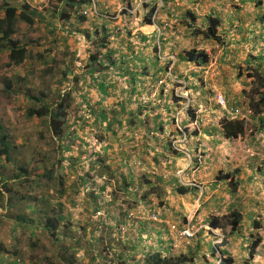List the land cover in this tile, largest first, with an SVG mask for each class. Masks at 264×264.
Listing matches in <instances>:
<instances>
[{
	"label": "rangeland",
	"instance_id": "374dc122",
	"mask_svg": "<svg viewBox=\"0 0 264 264\" xmlns=\"http://www.w3.org/2000/svg\"><path fill=\"white\" fill-rule=\"evenodd\" d=\"M150 1L153 0H107L105 4L108 6V11L98 10L99 14L95 13L94 6L88 4L86 11L89 17L85 21H76L71 16L70 19H73L74 23L69 20L62 22L63 18L58 14L50 26L54 36L48 35L42 24L48 20L52 22L53 17L48 9H56L60 12L56 5L66 12L71 10L66 1H11L18 6L27 4V7L34 8L33 10L37 12H45V18L33 25L18 22L13 37L23 43H29L28 48L36 55L40 54L43 48L49 49L50 56L56 61L43 70L45 66L39 59L32 61V64L25 60L21 66H7L6 54L0 55V124L12 137L13 144L18 146L12 156L13 161L0 159V163L3 164V167L0 165V170L14 174L18 172L17 166L24 164L27 171L37 178L32 169L37 164L41 165V160L44 158L45 168L51 167L53 163L58 172L67 177L69 183L76 175L82 177L85 185L82 186L83 189L78 196L80 202L73 207L66 203L64 205L68 208L67 212L71 210L70 221L79 223L87 220L88 222L85 224L87 226L85 234L82 229L80 231V228H75L74 236L63 232V226L55 234L66 236L57 240L56 237L48 236L38 225L21 222L19 224L15 218H12L11 224H5V218H0V242L5 244V240L8 242L14 240L17 241L15 246L22 249L23 257L21 258V255L18 257V264H88L91 262L87 260L88 254L96 259V264H145L148 256L158 251L167 261L175 258L177 264L213 262L219 264L218 257L214 259L210 256V252L211 249L223 244L225 235L227 243L222 246L231 253L235 259L234 264H264V127L260 126L255 116H252L251 111L248 110L250 108L248 100L255 93L252 88H257L256 81L252 79H257L255 76L253 78L247 76V72L255 71L252 66L258 54L257 48L264 49V27L258 33L255 29L258 21L252 20L255 16L254 3L257 0H248L249 3H242L239 0H220L216 8L222 13L223 27L226 29V31L222 29L223 41L220 44L201 40L198 36L193 39L192 34L183 32L180 26L175 27L180 32L176 36L172 34L174 30L172 20L170 19L169 25L165 14L159 16L161 18L159 22L167 26V39L171 43L175 42L174 54L168 52L166 48L161 51L163 52L160 55L161 61L172 58L166 73L170 67L172 69L177 55L175 52H179L180 46L204 48L209 55L208 62L204 65H189L181 62V65L173 67L178 75L172 70L173 76L170 80L164 76L162 78L158 75L154 76L157 72L155 66L151 65L147 68L142 66L144 60L140 57H147L150 63L149 55L159 52L160 45H157L156 51L151 47L152 45L148 48L141 45L139 51L133 52L138 41H135L137 38L132 37L137 30L149 34L162 30V26L157 23L153 24V27L143 29L136 27L130 35H127L128 29L121 25L125 18L121 14L122 10H125L127 15L137 16L135 18L140 20L148 14L149 8L146 4ZM197 3L201 4L202 8L209 5L203 0L195 4ZM161 5L160 2L157 4L158 7ZM241 9H245V12H241ZM102 18L106 20L110 29L108 37L95 32V28H100L103 22ZM236 24L238 27L240 25L243 27L241 32L236 29ZM85 31L90 34L89 38L86 37ZM129 36L132 38L130 40H133L129 43L133 49H129L130 53H127ZM100 38H105V53L100 57V70L96 69L98 66L95 63H93L94 70H91L93 68L88 69L84 64L90 62L88 53L93 41ZM155 39L158 41L157 36ZM112 50H117L114 64L110 63L107 53ZM65 68L69 71L65 73L66 75H62ZM128 68L132 72L137 69L139 74L143 73L146 77L139 75L138 80L135 78L132 83L129 81L131 76L125 73ZM74 74H77V79L74 78ZM261 74H264V70ZM62 76L67 80L59 82ZM6 78L20 81L16 84L21 86V91L5 92L3 81ZM164 81L169 82L168 85ZM24 86L30 88L42 100L38 102L28 99L22 92V90L26 91ZM133 86L136 92H128L134 88ZM64 90L71 92V96L67 98L69 105L66 107L65 120L70 123L71 129L83 138V141L73 137L68 144L66 139H61L59 143L64 147L58 151L56 143H52L54 139L51 140L48 119L28 117L25 110L43 103L54 105L59 101V96L65 92ZM183 91H185L184 97H181L179 94ZM152 92H155L156 96L151 99L150 97L155 95H150ZM217 92L223 95L226 101L225 107L216 103ZM233 96L232 104L238 107L237 117L245 121V130L238 137L227 138L221 133V120L225 117L229 119L233 117L227 112L229 109L227 103L233 99ZM177 101L185 107L189 104L195 106L193 110L195 114L198 111L200 116L212 115L206 119L214 118V129L210 128L209 132V128L204 130L199 126L202 135L197 137L190 134L189 127L187 129L181 126L185 132L182 136L183 142H180V138H174L171 134L181 135V132L174 129L176 117L181 110L176 105ZM119 102H122L120 107ZM139 103L145 105L142 107L140 118L139 115L137 117L141 121V127L128 130L130 111L137 110ZM155 106L156 109H161L164 115L175 114L174 120L168 115L164 118L161 127L158 120L154 119ZM261 106L264 113V104ZM144 110H147L146 113H143ZM103 113L106 119L103 118ZM108 120L110 122L113 120V123L108 127L110 130L105 131L106 139L102 141L99 136L102 135V128L106 127ZM118 121L122 125H118ZM165 124L168 125L164 127ZM204 131L209 134H203ZM103 145L107 146L104 151ZM92 148L95 150L93 151ZM180 148L187 153L183 152L179 155ZM101 161L107 167H102ZM168 165L172 166L171 169ZM181 169L184 170V174L179 177V181L183 185L190 186L185 194L176 190L174 182H171L176 171L180 172ZM228 171L234 173L233 178L236 177L238 181L234 190H232L233 184L218 177ZM128 173L133 176L148 173L156 187L150 188L148 185L146 189H141L137 180H132ZM120 174L125 175V180L120 178ZM15 181L10 185L21 189L26 195L42 192L46 187L45 184L50 182L49 179L42 177L31 189L22 182V177L18 176ZM188 182L195 184L191 185ZM42 185L43 189H41ZM102 186H105L103 190ZM51 188L49 187L50 195L56 197L54 195L56 189L51 190ZM194 188L197 190L194 191ZM89 192H93V195L88 198ZM128 194L130 197L127 196ZM95 205H105L108 210L106 215L108 214L109 220L100 219L105 221L106 226L103 228H100L102 223L93 224L94 220L102 216L93 214L92 209ZM233 208L242 213L243 226H240L239 234L230 233L228 225L222 230L212 229L206 223L209 217L222 216ZM125 210L129 212L128 215L118 218L120 212ZM153 210L158 220H152ZM159 212H164L166 216L160 219ZM254 218L259 220L258 229L252 227L251 221ZM165 222L174 223L180 228L189 224V231L193 236L182 238L178 233L169 232L168 224ZM221 222L225 223V220L221 219ZM80 234L83 236L81 237ZM92 235L94 239L97 237L103 240V245H96L97 243L92 241ZM75 237L80 241L78 246H74L81 249L78 255L72 254L76 250L70 249L71 242L76 244ZM257 237L261 238V243L255 248L254 259L249 254V246ZM60 240H65L61 251ZM133 244H135L134 255L133 253L131 256L127 255ZM197 244L198 248L194 247ZM189 245L193 248V258L182 263L179 257H186L189 254ZM112 248L118 253L113 256L115 261L108 255ZM62 252L69 253L74 263L64 261L61 257ZM2 258L4 264H9L10 260L17 257L8 254L3 255Z\"/></svg>",
	"mask_w": 264,
	"mask_h": 264
},
{
	"label": "trees",
	"instance_id": "16d2710c",
	"mask_svg": "<svg viewBox=\"0 0 264 264\" xmlns=\"http://www.w3.org/2000/svg\"><path fill=\"white\" fill-rule=\"evenodd\" d=\"M66 1V4L69 5L71 7V10L67 11L60 8L58 5H56L55 7H57L58 11L57 12L56 9H48V11L50 12L52 18V22L51 21H46V23L42 24L45 26L46 28V33L50 36H54V31L50 28V26H52L53 24V19L56 18V16L59 14V16L61 15L63 20L62 22L65 23L66 20L72 21V23H74L75 21H73V19H70L71 16H73L74 20L76 21H85L86 18H88V12L86 11V5L88 6V4L91 6V0H64ZM197 1L200 0H161L162 5L161 6H157V1L153 0L150 2H147V6L149 8L148 10V14H146L142 19L137 20L135 17L137 16H132V15H127L125 10H122V15L125 17L124 21H122V26L126 27L128 29L127 35H130V33L132 32V30L136 27H142L145 25H153V24H160L161 29L159 31H154L152 33H144L141 30H137L134 34V36L132 38H137L135 39V41H138L134 47H136L135 49L131 48V44L133 40L131 36H129V40H128V51L127 53H130L129 49H133L134 51H139L140 46L143 45L142 47L148 48V46L152 45L151 47L156 51L157 50V45H160V51L159 52H155L152 55H149L150 58V63L147 61V57H143L140 59H143V63L142 66L144 68H147L148 66H155L157 72L156 75L162 78V76H164L166 79H169L173 76L172 74V70L175 71V74L178 75V73L176 72V70L173 67H177L179 65H181V62L185 63V64H189V65H197V66H201L204 65L205 63L208 62V58L209 55L207 53V51L204 48H197V47H190V48H186V46H180L179 47V52H175L177 53V55L175 56V62H173V66L172 69L170 67V70L168 71V73H170L171 76H168L167 69L169 68V63L172 62V58H168L165 60H160V55L161 52L164 48L168 49V52H170L171 54H174V47H175V42H172L170 40H168V36H167V26L162 24L160 21V17L165 14V16L167 17L168 21L167 23L170 25L169 21L170 19L172 20V25H174V30L172 32V34H176V36L180 33L178 31L177 28L175 27H182L183 32H187V33H191L193 39L196 38L197 36L204 41H209L212 43H217L220 44L223 41L222 38V29L223 31H226V29L223 27V17H222V13L218 11L217 4L215 1L220 2V0H203L204 3L209 4L204 6V8H202L201 4H198L199 9H197L198 7H196L197 5L195 4ZM107 2V0H100L99 1V6H102L101 11H108V6L107 4H105ZM177 2H180L179 4H177ZM215 2V4H211ZM242 2L244 3L245 0H242ZM102 3V5H101ZM195 4V6H193ZM255 8H259L261 10V8L264 6V2L263 0H257L256 3H254ZM29 7V6H28ZM27 7V4H21V6H18L16 4H13L12 2H6L4 0H0V55L1 54H6L7 57V62L6 65H13V66H21L23 65L25 60H28L30 63L32 64V61H36L39 59V61L45 66L43 68L46 69L47 67H49V64L52 62H55V58L50 56L51 52L49 51V49H42L43 51L40 52V54L36 55L34 54L32 49H29V43L26 42H21L20 40L14 38V33L16 31V25L18 22H24L28 25H33L39 21H42L45 17L44 14L45 12H40V11H35V10H30ZM59 7V8H58ZM256 10V9H255ZM235 12V11H234ZM107 13V12H106ZM203 13V14H201ZM99 14V13H96ZM102 15V14H101ZM37 16V17H36ZM68 16V18L66 17ZM104 19V18H102ZM253 20H257L258 25H256L255 29L256 31L259 33L261 32V29L263 27L264 24V13L263 12H257V10L255 11V18ZM132 21V22H131ZM52 23V24H51ZM137 23V25H136ZM197 25V26H196ZM236 29L238 31H242L243 27L240 25L239 27L236 26ZM109 26L106 23V20L104 19L103 22L100 25V28L96 27L95 28V32L100 34L102 33L105 37H108L110 35L109 32ZM181 30V31H182ZM86 32V31H85ZM86 37H90V34L88 32H86ZM243 35V34H242ZM155 36H157V40L155 39ZM171 37V36H170ZM104 40L105 38H100L99 40H94L93 41V45L91 46V50L88 53V57H89V61L92 62L91 64L89 63H85L84 65L88 68L91 69L93 68L94 64H96V66H98L96 69H98V71L100 70V64H101V55L104 52L105 49V44H104ZM169 43V45H168ZM162 47V49H161ZM89 49V46L87 45V50ZM258 54L256 55V60H255V64L252 66L255 71L250 73L247 72V76L248 77H256L257 80L252 79L253 81H256V86L257 88H252V90H254V94L251 96V98L248 100L249 101V105H250V111L252 113V116H255V119L259 122L260 126L262 125L264 127V113H262L263 110H261L260 107H262L261 105L264 104V74H261L262 71L264 70V49L263 48H257ZM108 56H109V60L110 63H115V59H116V53L117 50H112V51H108ZM112 53V54H111ZM103 57V56H102ZM167 57V56H165ZM80 58V57H79ZM78 58V59H79ZM82 59V58H80ZM103 59V58H102ZM84 60V59H83ZM160 60V61H159ZM141 61V60H140ZM171 64V63H170ZM102 67V66H101ZM104 67H108L107 65H104ZM68 69H71L69 66H67ZM50 71V69H48ZM91 70H94L91 69ZM65 72H62V75H66L65 73L69 70H67L66 68L64 69ZM125 73L129 74L131 76V78L129 79L130 82L133 83L134 79L136 78L138 80L139 75H143V73L139 74L138 70L136 69L135 72H132L129 68L125 70ZM146 74V73H145ZM144 76V75H143ZM17 77V76H16ZM63 78L59 79V82L63 81V80H67V78L65 76H62ZM146 77V76H144ZM74 78L77 79V74H74ZM17 83H19L20 81L17 80H12L10 78H6L3 81V89L5 90V92L8 91H13L14 93H19L21 91V86H18ZM164 83H166V85H168L169 82L164 81ZM201 85V84H200ZM26 91L22 90V92L27 96L28 99L30 100H37L38 102H40V100H42L41 98H38L35 95V92H33L32 90H30V88H28L27 86H24ZM134 88L130 89L128 92H136V88L135 86H133ZM196 89V87H194ZM198 90H201L198 88ZM65 91V90H64ZM203 92V89H202ZM65 93V94H63ZM61 93V96L59 101L56 102L54 105H47L46 103H43L39 106H33V107H28L25 110V113L28 117H39V118H47L48 119V126H49V130L51 132V140L52 143L55 142L56 143V148L59 150H61L64 145L59 143V140L61 139H66L68 141V144L71 142L73 137L79 138V139H83L81 138L80 135H78L76 132H74V130L71 129L70 123L67 122L65 120V117L67 116V111H66V107L69 105L67 98L69 99V97L71 96V92L70 91H65ZM41 94H43V92H41ZM60 95V94H59ZM156 94L154 96L151 97V99L153 97H155ZM232 101V102H231ZM231 101H228L227 106L228 108H234V96L233 99ZM148 103V102H147ZM119 107L122 105V102H119ZM145 105L139 103L138 104V109L137 110H132L130 111V120L128 122V130L131 129H135L134 127H141V123L139 122V120L137 119L138 115L142 112V107H144ZM182 107V105H179ZM187 107V106H186ZM184 108L181 112L183 116H187L189 119H195L196 114L194 113L193 110H195V106H193L192 104H189V106L187 108ZM137 111V113H136ZM147 110H144L143 113H146ZM181 112L178 113L177 116V120H179L180 125L182 124L181 120ZM103 118L106 119V115L103 113L102 114ZM174 116V115H173ZM158 116H156L154 119H157ZM179 117V119H178ZM140 118V115H139ZM174 120V117L172 118ZM120 121V120H119ZM117 122L118 125H122V123ZM108 124L106 125V127L102 128V135L99 136L100 140H105L106 138L104 137L105 135V131H109L110 129L108 128L109 126L112 125L113 120H108L107 121ZM183 125V124H182ZM161 126V124H160ZM176 128V127H175ZM184 128L188 129V126H184ZM245 130V121L243 119H229V118H223L221 120V133L224 137L227 138H235L238 137L240 134H242ZM136 131V130H135ZM44 133V132H43ZM43 133L41 135H43ZM79 136V137H78ZM153 137V136H152ZM83 141V140H82ZM101 141V142H102ZM85 143V142H84ZM18 146L13 144V139L12 137L4 130V127L0 124V159L4 158L6 161H13V154L16 152V148ZM106 145L102 146L103 151L106 149ZM18 149V148H17ZM94 148H92L93 150ZM95 150V149H94ZM93 150V151H94ZM96 155V154H95ZM152 159H154L152 157ZM98 161V160H96ZM102 164H100L102 167L103 162L101 161ZM41 165L37 164L32 171H34V173H36V177L34 178L30 172L27 171V168L25 167L24 164L17 166L18 167V172L13 174L12 178H18L22 177V182L28 187L32 189V186L36 183L39 182V179L44 177L45 179H49L50 182L45 184V189H43V185L41 186V189L46 190L49 189V187L56 189V193L54 191V195L57 197H54L50 194L46 195L43 192L40 193H31V195H26V197H28L31 201H33L34 203L40 204L39 205V209H37V207L35 206H28V208H22L21 205H23V201H22V196L20 192H16L14 189V186L10 185L9 183V177H3L0 174V186L2 188V191H0V195L4 196V194L6 193L7 195V200H6V206H8V211L10 212H14V210H19L21 212H26V214H19L16 213L15 214V219H17V222H21L24 224H35L36 225V219L32 218L33 212L35 213L36 211L42 215V223H39L38 226H40V228L48 235V236H52V237H56V239H61L64 238V236H66L65 234H63L62 236H58L55 234V232L58 230H60L63 226H64V230L63 232L65 233H70L73 228L77 229L80 228V231L82 229V231L85 234V230L87 229V226L85 224H88V222L86 221H80L79 223H74L73 221H70L71 218V213L67 212L65 210L66 205H64L63 203H66L68 205H71V207L76 206L77 203L80 202V200L78 199V196L80 194V191L83 189L82 186L85 185L83 182V178L82 177H78L77 175L75 176V178H73V181L69 183L67 177H65L64 174L58 172L57 168H55V166L53 165V163H51V167L49 168H45L46 167V163L43 160H41ZM0 165L3 167V164L0 163ZM73 166V165H72ZM91 167L93 168L92 164ZM107 167V166H104ZM101 169V168H100ZM3 170V169H2ZM5 171V170H3ZM40 171V172H37ZM3 173V172H2ZM128 175L130 176V178L132 180H137V183L139 184L138 186L141 189H146L149 185V187L151 188L156 187V184H154L153 180H151L149 178L148 173L144 174V173H139L136 176H133L131 173H128ZM40 176V177H39ZM78 177V178H77ZM148 177V178H146ZM120 178L122 180H125V175L120 174ZM220 179H225L227 182H229L232 185V190H234L237 187V183L238 181L233 178V175H231L230 173H225L223 174V176H221ZM15 181V180H14ZM68 181V182H67ZM16 182V181H15ZM171 182H174V187L176 190L180 191V192H184L189 189V185H183L179 182L177 177H174L172 179ZM159 185V184H157ZM105 188V186H102V190ZM197 190L196 188H194V191ZM90 195H93V192H89V194L87 195L88 198L91 197ZM128 197L129 194L127 195ZM20 197V198H19ZM136 197V196H135ZM56 198V199H55ZM65 199L63 202L60 199ZM20 202V203H18ZM21 204V205H20ZM2 205V204H1ZM25 205V204H24ZM106 205V204H105ZM103 206H97L95 205V208L92 209L93 214L95 215L97 211H99L98 209L101 208L103 211V215L99 216L100 218H98V220H94L95 222L93 224L98 223L99 225L102 223V225L100 226V228H103L105 225V221H102L104 219H108V214L106 215V213L108 212V210ZM26 206V205H25ZM37 209V210H35ZM129 210V209H128ZM154 210L152 211V215L154 217H156V213L154 212ZM128 211L125 210L124 212H120V214L117 216L118 218H123L126 217L128 215ZM149 214V215H151ZM106 215V216H105ZM148 215V216H149ZM163 215V216H162ZM165 215L164 212L160 213L159 212V217L160 219L163 218ZM157 218V217H156ZM12 219V218H11ZM102 219V220H100ZM221 219L225 220V223L221 222ZM145 220V219H144ZM108 222V221H106ZM142 222V221H141ZM145 222V221H144ZM206 223L211 227V228H220V229H224L225 226H229L230 227V233H240L239 232V228L240 226H243V222H242V213L240 210H237L235 208L233 209H229L228 212L226 214H223L222 216H212L209 217L206 220ZM20 224V223H19ZM107 224V223H106ZM252 227L258 229V227H260V223L259 220L257 219H253L251 221ZM73 227V228H72ZM81 235V234H80ZM83 235H81L82 237ZM224 240H223V244H226L227 240H225L226 235L223 236ZM98 239V238H97ZM96 237L94 239V236L92 235V241H95ZM248 240H250L248 238ZM16 242L17 241H12L10 242L8 245L6 246V244H4L2 241L0 242V255L3 256L4 254H11L14 257H17L14 260H10L9 264H18V257L20 256L21 258L23 257V252L22 249L20 247H16ZM65 242V240H60L59 241V248L60 251L63 249L64 245L63 243ZM75 242L77 244V246L80 244L79 238L75 239ZM98 243V242H97ZM259 243H261V238L257 237L254 238V240L251 241V244L249 246V254L251 256V258L255 259V248L259 245ZM97 245V244H96ZM218 246V248H214L211 249L210 252V256L214 257V259H217L216 257H218L219 260V264H234V258L231 255V253L228 252V250L226 248H224L223 246ZM192 245H189L188 247V252L189 254L185 257H179V261L183 262H187V260H191L193 258V248L191 247ZM13 247H15L14 249H12ZM194 247L198 248V244L197 246L195 245ZM79 250V247L77 248ZM132 249V250H131ZM134 249H135V244L130 246V250L129 252H127L126 254L131 256L132 253H134ZM216 251V254H215ZM2 256H0V264H4L3 258ZM206 256V255H205ZM76 259V258H74ZM170 259V258H169ZM174 259V260H173ZM170 259V261H167L165 256H163L161 254L160 251L155 252L153 255L148 256V258L146 259V263L145 264H177L176 259L173 258ZM71 262L74 263L72 257H70L67 260V263ZM124 264V263H123ZM205 264V263H204ZM210 264H214L210 263Z\"/></svg>",
	"mask_w": 264,
	"mask_h": 264
},
{
	"label": "crops",
	"instance_id": "0c3cea01",
	"mask_svg": "<svg viewBox=\"0 0 264 264\" xmlns=\"http://www.w3.org/2000/svg\"><path fill=\"white\" fill-rule=\"evenodd\" d=\"M4 1H6V2H9V3H11V1L12 0H4ZM240 2H242V0H239ZM28 2H29V0H28ZM216 2V4H218V3H220V2H218V1H215ZM215 2H213V3H211V4H215ZM243 3V2H242ZM245 3H249V1L248 0H245ZM199 3H197V5H198ZM197 7H199V6H197ZM30 10H33L34 8H31V7H28ZM257 10V12H264V8H262L261 10L259 9V8H254V12ZM241 12H245V9H241L240 10ZM234 13V15L236 16V12H233ZM201 14H203V13H201ZM254 18H255V16H254ZM253 20V19H252ZM257 21V20H256ZM257 25H258V23H257ZM154 25H145V26H142V27H140V29H143L144 27H153ZM236 26H237V24H236ZM238 27V26H237ZM263 27H264V24H263ZM263 27H262V29H263ZM261 29V30H262ZM184 92L185 91H183V92H181L180 93V95L182 96V97H184ZM190 93V92H189ZM176 105L177 106H179V105H182V107L181 106H179V108L181 109L180 110V112L184 109V105L183 104H179L178 103V101L176 102ZM156 107L157 106H155L154 107V114H155V117L156 116H158L157 117V119H155V120H158V122L160 123V124H162V126H163V121H164V118H166L168 115H171L172 116V118L175 116V114H170V113H168L167 115H164L162 112H161V109H156ZM170 111H172L171 109H170ZM160 113V114H159ZM140 115V114H139ZM178 116V115H177ZM197 116H200V113L198 112V111H196V117ZM212 116V115H211ZM210 115H208V114H202V116H200V118H202V120H201V122H199V123H196V125H193L192 123H191V120H193V119H189L187 116L185 117V116H183L182 115V112H181V120H183L182 121V124L180 125V122H179V117H178V119L179 120H176V123L174 124V126H179V127H181V126H188L189 127V132H190V134L191 135H196L197 137L198 136H200V135H202V131H201V129L199 128V126L200 127H203V129L204 130H206L207 128H209L208 130H209V132L211 131V129H214L213 128V125H214V121H213V119H206V117H211ZM154 117V118H155ZM177 118V117H176ZM204 121V122H203ZM139 122L141 123V121L139 120ZM208 124V125H207ZM168 124H165L164 125V127L165 126H167ZM207 125V126H206ZM161 126V127H162ZM182 128V127H181ZM211 128V129H210ZM175 130H176V128H174ZM172 131H174L173 129H172ZM177 131V130H176ZM209 132H207V131H204L203 132V134L205 133V135H208L209 134ZM220 132V131H219ZM172 136H174V137H176V138H178L179 137V135H177V133L176 134H171ZM202 137V136H201ZM162 148H164V145H162ZM166 149V148H165ZM173 149H171V151H172ZM179 151V155H182V153L184 152V153H187V152H185L183 149L181 150H178ZM153 158H154V156H153ZM173 158H175V157H173ZM168 167L171 169V167L172 166H170V165H168ZM3 172V173H2ZM0 174L3 176V177H9V184H12L13 183V181L15 180V178H12L13 177V173L12 172H8V174H7V172L6 171H3V170H0ZM187 174H188V172H187ZM190 174V173H189ZM11 177V178H10ZM159 177H161V176H159ZM16 182H17V180H16ZM189 184H195V183H193V182H188ZM15 189V188H14ZM49 190L50 189H46V190H43L42 192L44 193V194H46V195H48V194H50L49 193ZM51 190H55L54 188H51ZM0 191L1 192H3L2 191V188H1V186H0ZM15 191L16 192H20L21 193V195L20 196H22V201H23V205H21L22 206V208H28V206H35V207H37V209H39L38 207H39V205L40 204H38V202L37 203H34L33 201H31L28 197H26V195H25V193L21 190V189H15ZM20 198V197H19ZM57 198V197H56ZM55 198V199H56ZM6 200H7V195H6V193L4 194V196H1L0 197V218H5V221H4V223L6 224V223H8V224H11L12 223V220L13 219H11V218H13V217H15V214L16 213H18V215L21 213V214H26V212H21V211H19V210H14V212H10V211H8V206H6ZM62 202L64 201V199H60ZM18 203H20V202H18ZM2 204V205H1ZM26 206H25V205ZM63 204H65V203H63ZM68 205V204H67ZM37 209H35V210H37ZM66 209H68V208H65V210ZM67 211V210H66ZM68 211H71V210H68ZM32 218H35L36 219V225H38L39 223H42V215L39 213V210H38V212L36 211L35 213L33 212V215H32ZM22 224H24V223H22ZM73 228V227H72ZM70 234H72L73 236H74V234H75V232H74V228H73V230L70 232ZM76 238V237H75ZM13 240H10V242H12ZM8 241H6L5 240V244H6V246H9L8 244L10 243V242H8ZM95 242L97 243V245L99 244V245H103L102 244V242H103V240H101V239H97V237H96V240H95ZM106 243V242H105ZM77 246V244H74L73 242H71V244H70V249H74V250H76V252H72V254H76V255H78V252L81 250V249H77L76 247H74V246ZM102 247V246H101ZM85 252H87V250H85ZM3 255H7V254H4L3 253ZM108 255H110L109 257H112V259L111 260H113L114 258H113V256H116V255H118V253L112 248V251H109V253H108ZM133 255H134V253H133ZM0 256H2V255H0ZM3 257V256H2ZM61 257H62V259L64 260V261H66L67 262V260L71 257V255L69 254V253H64V252H62V254H61ZM87 257H89V258H87V260H88V262L89 261H91L90 263H88V264H96V259L94 260V258L93 257H90V255L88 254V256ZM113 261H115V260H113ZM97 264H99V263H97Z\"/></svg>",
	"mask_w": 264,
	"mask_h": 264
},
{
	"label": "clouds",
	"instance_id": "9594fccd",
	"mask_svg": "<svg viewBox=\"0 0 264 264\" xmlns=\"http://www.w3.org/2000/svg\"><path fill=\"white\" fill-rule=\"evenodd\" d=\"M99 1L100 0H98L97 2L95 1V0H91V6H94L93 5V2H94V4H95V13H98L97 11L98 10H101V8H102V6H99ZM101 5H102V3H101ZM97 6H99V7H97ZM93 10V9H92ZM180 95V94H179ZM181 96V95H180ZM182 97V96H181ZM151 98V97H150ZM225 100V99H224ZM217 103V102H216ZM219 104V103H218ZM225 105H226V101H225ZM219 106H221L220 104H219ZM222 107V106H221ZM234 109H238V107H236V105L234 106V108L232 107V108H229V109H227V112L228 113H230V114H232L233 115V117H235V118H233V119H240L239 117H237V114H239V109H238V111L237 112H234L233 110ZM249 111H250V108L248 109ZM231 118V119H232ZM201 120H202V118H198V116L197 117H195V119H193V120H191V123L193 124V125H196V123H198V122H201ZM176 127V130L178 131V132H181V135H179V137L178 138H180L181 139V141L180 142H183V140H182V136L183 135H185V132L183 131V129L181 128V127H179V126H175ZM224 137V136H223ZM174 138H176V137H174ZM170 145H171V143H170ZM181 149V148H180ZM179 149V150H180ZM186 167H188V166H186ZM228 173H230L231 175H233L234 176V173H232V172H230V171H228ZM184 174V170L183 169H181V171L179 172L178 170L176 171V175L174 176V177H177L178 178V180H179V177H181L182 175ZM186 175H187V173H186ZM222 175H219L218 177L220 178ZM235 179H236V177H235ZM225 180V179H224ZM180 182V181H179ZM181 183V182H180ZM99 211H102V209L101 208H99ZM101 215H103V211H102V214ZM152 217V220H158L156 217L155 218H153V215L151 216ZM165 223H167L168 224V228H169V232H175V233H178V232H180V231H182L183 229H190V225L189 224H186L185 226H183L182 228H180V227H178L176 224H174V223H169V222H165ZM171 225H174L175 226V229H172L171 228ZM211 228V227H210ZM212 229H215V228H212ZM191 232V231H190ZM193 235H192V232H191V235H182L181 237L182 238H185V237H192Z\"/></svg>",
	"mask_w": 264,
	"mask_h": 264
},
{
	"label": "built area",
	"instance_id": "2783aa9c",
	"mask_svg": "<svg viewBox=\"0 0 264 264\" xmlns=\"http://www.w3.org/2000/svg\"><path fill=\"white\" fill-rule=\"evenodd\" d=\"M155 1H157L158 3L160 2V4L162 3L161 0H155ZM158 3H157V4H158ZM93 5H94V9H95V4H94V2H93ZM168 76H171L170 73H168ZM161 81H162V80L160 79L159 82H161ZM152 94H155V92H152L150 95H152ZM216 101H217V103H219L222 107H225V100H224L223 95H222L220 92H217V93H216ZM233 111H234V112H237L238 109H234ZM96 214H97V215H101L102 212H101V211H97ZM153 218H155V217L153 216ZM171 228H172V229H175V226H174V225H171ZM178 234H179L180 236H182V235H191V232L189 231V229H183L182 231L178 232Z\"/></svg>",
	"mask_w": 264,
	"mask_h": 264
}]
</instances>
